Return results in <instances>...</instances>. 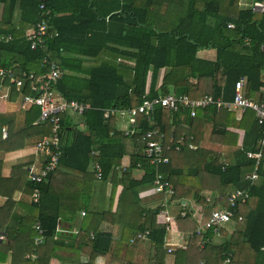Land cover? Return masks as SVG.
Returning a JSON list of instances; mask_svg holds the SVG:
<instances>
[{"label": "trees", "instance_id": "1", "mask_svg": "<svg viewBox=\"0 0 264 264\" xmlns=\"http://www.w3.org/2000/svg\"><path fill=\"white\" fill-rule=\"evenodd\" d=\"M242 1L249 6H236V0H0V69L5 71L0 74V93L9 90L10 100L34 94L32 87H39V78L54 63L60 70L52 82L58 97L89 106L81 115L61 114L58 163L46 177L31 179L26 168L31 158L29 162L21 158L13 166L6 186L11 185L10 178L22 177L13 189L0 192L5 196L0 205V264H51L52 257L70 262L60 250L82 252L87 257L82 264H94L95 256H103L106 264L115 259L121 264H264V146H259L263 127L252 110L246 109L238 117L239 110H217L212 103L190 116L188 110L175 112L157 105L152 122L138 114L136 127L142 132L158 130L164 134L163 145L169 147L165 152L168 162L157 165L142 155L140 135L125 136L116 126L119 110L171 92L194 99L210 95L230 102L235 83L241 79L245 80V95L257 100L264 68L259 48L264 41V11L251 10L250 4L259 0ZM38 23L45 24L46 33L43 44L31 49L27 33ZM203 49L213 50L214 57H199L198 51ZM102 54L103 59L94 64ZM12 78L23 79L21 92L16 91ZM106 109L114 111L108 118L103 117ZM39 113L35 105L0 111L1 153L50 134V123L40 121ZM76 115L82 128L73 120ZM11 121L15 123L13 134L2 138V127ZM181 124L187 127L179 128ZM229 127L242 131L239 147V134ZM124 139L130 140L133 151L120 174L123 193L138 212L137 225H123L115 236L91 225L92 212L76 234H65L66 228L58 230L61 192L56 181L61 189L74 184L78 179L70 178L72 172L88 175L94 161L102 169L98 181H105L126 154ZM259 149L258 179L251 182L245 176L253 170L255 160L247 153ZM36 154L43 157L39 166L43 168L45 156ZM137 163L143 171L138 180L130 177ZM156 173L172 184L170 200L152 188ZM226 186L227 193L241 189L249 196L234 205L233 219L217 230L223 241L212 245L218 233L212 228L197 232L189 199L201 205L200 222L204 223L217 207L211 201ZM141 188L146 190L143 196L138 193ZM14 189L28 195L27 199L14 200ZM34 190L38 192L36 201L31 199ZM202 191H209L210 197ZM147 197L149 204L141 203ZM166 201H176L185 210L184 216L178 212L176 217L181 245L168 246L169 230L156 221ZM37 223L42 229L40 242L35 241L40 235ZM135 247L143 248L142 258L133 254Z\"/></svg>", "mask_w": 264, "mask_h": 264}, {"label": "built area", "instance_id": "2", "mask_svg": "<svg viewBox=\"0 0 264 264\" xmlns=\"http://www.w3.org/2000/svg\"><path fill=\"white\" fill-rule=\"evenodd\" d=\"M251 10L257 13L264 11V0L253 1L250 4ZM232 23H228L229 28H233ZM46 33V26L44 23H38L36 28L27 33L28 39H32L30 43L31 49H36L38 45H42V36ZM260 51L264 55V41L260 45ZM5 71L0 69V74H4ZM60 75L59 68L54 64H49V72L42 75L39 78V87L33 86L32 89L35 91L34 94H22V104L21 109H25L26 105H35L39 107V120L48 121L50 123V134L48 136L42 137L35 144V149L38 153L44 155L45 164L44 167L40 168L37 172H31L30 177L34 181H40L46 175L53 171L57 167L58 158L60 154L59 142H60V121L61 114L63 113H74L81 115L86 111L89 106L78 100H66L58 97L55 90L53 89L52 82H54ZM29 79H33V75H27ZM15 84L16 91L21 92V87L23 85V79L12 78ZM262 86L259 90V97L257 100L247 97L244 93L245 80L241 79L235 83V95L233 100L230 102H223L220 99L214 100L210 95H203L199 98H190L185 94L176 95L174 93H168L164 96L156 97L152 100L143 99L135 107H131L126 111L119 110L118 114L120 116H126L127 125L123 130L125 136H134L137 138L140 135L141 148L140 151L142 155L148 160L150 164L157 165L159 163H167L168 156L165 154L169 150L168 146L163 145L164 134L159 133L158 130H146L142 132L136 127L138 114H142L148 120H151L152 112L155 106L159 105L165 109L171 111L188 110L190 116H194L196 109L205 108L212 103H215L217 110L228 109V110H239L240 112L250 109L254 112L255 120L258 125L263 127V135L260 139V148L264 146V68L262 70ZM114 111L112 109H106L103 113L104 118H108L112 115ZM8 133L5 128L2 127V137H7ZM97 152H92V155H96ZM247 157L254 159L253 170L248 173L245 177L251 182L258 179V166L262 157V151L259 149L257 152H248ZM93 173L97 180L102 177L101 165L98 161L93 162ZM128 167V166H127ZM126 166L116 167L115 170L118 173L124 171ZM136 168L140 169V163L136 164ZM121 170V171H120ZM141 170V169H140ZM143 172V171H142ZM152 188L157 193H163L167 200H170L171 195L174 190L172 184L168 179H166L161 173H156L152 181ZM249 193L245 190L235 189L230 193H225L218 196L217 201H215L214 206L217 207L211 210L208 219L204 222H200V217L197 219V232L204 229L212 228L214 232L218 233V228L225 225L227 222L231 221L234 217L233 207L237 202L244 203L248 198ZM33 201L38 199V192L34 190L31 196ZM220 198V199H219ZM168 202L163 203V208H161L156 214V221L160 224H166V228L170 230V225L174 221V216L171 215L167 206ZM180 216L185 215V211H180ZM238 220H241V216H237ZM35 228L39 232V236L35 239L36 242H40L42 239V229L37 223ZM264 252V246L261 248Z\"/></svg>", "mask_w": 264, "mask_h": 264}, {"label": "crops", "instance_id": "3", "mask_svg": "<svg viewBox=\"0 0 264 264\" xmlns=\"http://www.w3.org/2000/svg\"><path fill=\"white\" fill-rule=\"evenodd\" d=\"M3 11V4H0V17L2 16ZM200 51V50H199ZM200 52H203L204 54L201 56L198 52V56L201 58H213L214 57V51L213 50H201ZM9 90L5 88V90H2L0 93V111L2 112H9V111H15L19 107L20 100L19 97L16 100H10L8 98ZM19 109V108H18ZM27 109V108H25ZM232 111V110H231ZM238 114L236 116L239 117L241 115L240 111H237ZM123 117V116H120ZM73 120L75 122H78V127L82 128L83 123H81V120H79V117L73 116ZM78 120V121H77ZM119 118L116 117V126L118 129H124L125 127L119 126L120 122ZM127 122V120H126ZM35 123H38V120L35 121ZM14 122H9L8 124L4 125L6 132L9 135H12L14 132ZM187 126L184 124H181L179 128H186ZM175 129V128H174ZM230 131L236 132L239 134V138L237 140V146L239 147L241 145L242 141V131L240 129H237L235 127H229ZM2 130V129H1ZM2 134V132H1ZM215 141H218V138L214 137ZM36 142L32 140H26V143L23 147L14 150L9 151L5 153L0 152V192H7L9 191V188L17 185L21 181V177L19 175V179H16L15 177L10 178L11 185L6 186L7 179L11 177L10 175L11 170L13 166L17 163V161L21 158H26L29 162V158L32 159L30 161L26 168L28 171L30 169H40L39 166H41V160H43V157L39 154H36L35 149ZM132 145V143H131ZM126 154L122 157L119 163L115 165L116 167H122V166H128L129 165V154L127 153L126 148L124 147ZM136 149V148H135ZM134 149V150H135ZM133 151V148H132ZM186 162V150L184 149L182 154V163L185 164ZM113 170V172L110 174V176L105 181H98L96 180L94 174H93V166L89 170L88 175H80L78 173L72 172L74 176H70V178H76L78 179L74 184H65V187L60 188L61 185H58V180L56 181V185L58 186L59 191L61 192L60 200H61V206H60V214L61 216L58 219V230H61L63 228H66L65 234H76L80 227L84 225V222L89 220V217L91 216V213L93 212L94 220L91 222V225H96L98 228H102L103 230H109L112 231L115 236H118L122 232L123 225L126 226L128 222H131L133 227L137 225V222H133L134 217L138 221V212L136 210V207H130L131 203L128 199V195L123 193V181H122V174L118 173L116 170ZM142 175V170L134 168L130 171V177L132 179L138 180ZM101 182L104 184L103 187H100L96 185L94 187V183ZM100 188H108V192L104 195V202H103V208H97L94 196L96 189ZM226 190L227 188L222 189L221 191ZM111 191V192H110ZM145 189H140L138 191L139 196L140 194L145 193ZM220 191V192H221ZM128 193V192H125ZM209 191H202L201 194L203 195H209ZM211 195V194H210ZM223 194L219 195L217 194L215 197V200H217L218 196H221ZM143 196V194H142ZM22 197H25L27 199L28 195H24L22 191H18L17 189L13 190L12 198L14 200H18ZM149 197L143 198L144 200H140L141 203L147 202ZM5 196L0 193V205L4 201ZM193 200H189V202H192ZM194 202V201H193ZM149 204V202H147ZM191 204V203H190ZM169 207L171 206V214L174 215V221L172 222L173 231L168 234L167 242L169 243L168 246L171 245H180L182 243V235L178 233L177 225H176V217L178 215V211L180 210V206L177 205V202L174 201L172 203L168 204ZM132 206V205H131ZM191 207L193 208V216L196 219H199L200 213H201V205L194 202V204H191ZM182 209V208H181ZM76 210V211H75ZM74 214V215H73ZM65 215H73L71 219H66ZM90 226V225H89ZM70 229V230H68ZM62 231V230H61ZM69 231V232H68ZM174 232V233H173ZM90 233H92V230H90ZM173 242V244H170V242ZM178 241L180 243H178ZM139 246V245H138ZM128 252V251H127ZM60 255L64 253L63 255L67 256L71 261H63L58 257H52L50 263L51 264H82V262L87 261L86 255H84L82 252L78 251H67V252H61L58 251ZM133 254L135 256H138L139 258L143 257L144 251L142 252L140 247H135ZM120 259H115L112 261V264H121L119 263ZM94 264H106L105 258L103 256H95L93 259ZM5 264H9L6 262Z\"/></svg>", "mask_w": 264, "mask_h": 264}, {"label": "rangeland", "instance_id": "4", "mask_svg": "<svg viewBox=\"0 0 264 264\" xmlns=\"http://www.w3.org/2000/svg\"><path fill=\"white\" fill-rule=\"evenodd\" d=\"M242 6V5H244V6H249V4H245L242 0H236V6ZM201 51V50H200ZM200 51H198L199 53H200V55L202 56L204 53L203 52H200ZM107 55H109V54H107ZM103 56H105L104 54H102L101 56H99L98 58H95L94 59V61L95 60H97L98 62H96V63H94V64H97V63H99L102 59H103ZM118 61H120L121 59H117ZM17 100H20V102H19V107L18 108H21V104H22V98H21V95H19V99H17ZM30 107V105H26L25 106V108H29ZM116 117H118L119 118V121H117V123L118 122H120V125L119 126H122V127H126V125H127V122H126V116H124L123 115V117H120V116H116ZM82 123V122H81ZM167 135H169V137H171V134L168 132L167 133ZM2 138H4V137H2ZM124 147L126 148V150H127V153L130 155L131 153H132V145H131V142H130V140L129 139H124ZM39 169H30V171L31 172H37ZM121 171V170H120ZM96 185H98V186H100V187H103L104 186V184H102L101 182H99V183H94V187L96 186ZM225 188H228V186H226ZM108 192V188H98V189H96V191H95V196H94V201H95V204H96V207L97 208H100V209H102L103 208V202H104V200H103V198H104V195L106 194ZM111 192V191H110ZM227 191L226 190H223V191H221L220 192V194H225ZM209 195H210V192L208 193ZM204 195V194H203ZM209 195H204L205 197H208ZM210 197V196H209ZM215 198L216 197H214L213 198V200L211 201V204H215V201H217V200H215ZM191 200H193L192 198H190ZM189 199V200H190ZM220 199V198H219ZM172 203V202H171ZM191 204L193 203L194 204V202L192 201V202H190ZM178 205V204H177ZM178 206H180V205H178ZM167 208H168V210H169V212L171 213V209H172V207L170 206H167ZM182 207L180 206V210L178 211V212H180V211H185L183 208L181 209ZM172 216H174L173 214H171ZM133 222H137L138 223V221H137V219L134 217V220H133ZM172 224L173 223H171V225H170V230H169V233L170 232H172L173 231V227H172ZM36 226V225H35ZM126 227H133V225L131 224V222H128V224H126ZM174 233V232H173ZM37 238V237H36ZM35 238V239H36ZM223 239H224V236L223 235H221V233H218V234H216L214 237H213V241H212V245H218L219 243H221L222 241H223ZM170 242V244H173V242H171V241H169ZM178 243H180L179 241H178ZM181 245V244H180ZM141 248V247H140ZM141 250H142V252L144 251L143 250V248H141Z\"/></svg>", "mask_w": 264, "mask_h": 264}]
</instances>
